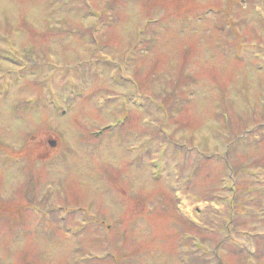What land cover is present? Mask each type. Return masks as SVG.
I'll list each match as a JSON object with an SVG mask.
<instances>
[{
    "label": "rangeland",
    "instance_id": "374dc122",
    "mask_svg": "<svg viewBox=\"0 0 264 264\" xmlns=\"http://www.w3.org/2000/svg\"><path fill=\"white\" fill-rule=\"evenodd\" d=\"M86 2L0 0V264H264L260 10Z\"/></svg>",
    "mask_w": 264,
    "mask_h": 264
},
{
    "label": "clouds",
    "instance_id": "9594fccd",
    "mask_svg": "<svg viewBox=\"0 0 264 264\" xmlns=\"http://www.w3.org/2000/svg\"><path fill=\"white\" fill-rule=\"evenodd\" d=\"M237 3H239V0H237ZM242 7L250 9V11L246 13L247 15H254L255 10L259 9L260 16L264 17V0H251V3H246L242 5ZM261 34L264 35V32H262ZM129 107H131V105H129Z\"/></svg>",
    "mask_w": 264,
    "mask_h": 264
},
{
    "label": "water",
    "instance_id": "95a60500",
    "mask_svg": "<svg viewBox=\"0 0 264 264\" xmlns=\"http://www.w3.org/2000/svg\"><path fill=\"white\" fill-rule=\"evenodd\" d=\"M50 144H51L52 146H54V145H55V142H54V141H51Z\"/></svg>",
    "mask_w": 264,
    "mask_h": 264
}]
</instances>
